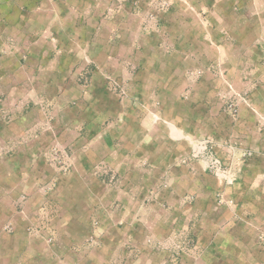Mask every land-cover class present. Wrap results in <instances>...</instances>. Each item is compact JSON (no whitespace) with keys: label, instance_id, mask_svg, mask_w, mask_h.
<instances>
[{"label":"rangeland","instance_id":"rangeland-1","mask_svg":"<svg viewBox=\"0 0 264 264\" xmlns=\"http://www.w3.org/2000/svg\"><path fill=\"white\" fill-rule=\"evenodd\" d=\"M24 4L29 17L0 70V235L9 264H34L37 252L44 264H67L69 249L93 251L105 233L106 264H264V218L228 223L220 208L231 204L234 174L215 136L219 118L227 125L239 116L251 92L264 106V0ZM36 10L54 33L31 31ZM202 78L221 109L195 118L196 102L177 95L182 80ZM203 138L230 181L193 156ZM254 189L245 196L261 200ZM132 217L140 223L133 246L124 226ZM55 250L65 256L51 257Z\"/></svg>","mask_w":264,"mask_h":264},{"label":"crops","instance_id":"crops-1","mask_svg":"<svg viewBox=\"0 0 264 264\" xmlns=\"http://www.w3.org/2000/svg\"><path fill=\"white\" fill-rule=\"evenodd\" d=\"M2 2L4 6L2 7L3 10L0 13V70L4 73V69H1L3 66L2 64H4L2 61L6 59V57H8V52L12 49V47L15 46L17 35L22 33L21 30L17 29L18 25H26V19L29 16L27 15L24 0H2ZM28 14H30V12ZM34 15L35 21L32 23L34 30H31L33 31V33L39 35L42 34L47 27H51L47 23H44L43 11L36 10ZM15 18H19V24L18 21L16 22L17 19ZM54 27V25L51 27V33H54L56 31V28ZM26 31L27 30H23V32ZM26 42L28 43V41L24 39H21V41H17L21 48L25 47ZM203 80L204 79L202 78L198 81L193 82L192 80L191 82H188V80L184 79L181 81L182 83L179 84L180 90L178 91L179 95L177 96L182 99V95L186 93L185 96H189L188 99L194 101V103L192 102V104H195L196 102L195 110L190 105L189 107L191 108H189L188 112L195 115V118H199V113H203L205 109V112L211 115L220 113L221 109V104L218 97L216 96V93H214V89L209 91H207L206 89L203 91L201 90ZM255 94L256 92L254 91L249 94L250 105L248 107H241L239 116L234 117V119L231 118V121H228L227 125H222L219 118L218 125L220 127H218L217 129L219 130V133L215 134L216 138L218 139L217 141L226 151L228 158L227 161L232 163V172L234 174L233 180L231 181V184L227 186L228 192H233L228 196L231 204L221 206L220 208L222 210H225V212L227 213V220L229 221L228 223L233 224H235L234 221L239 219H251L255 217L264 218V106L257 103V97H255ZM204 95H211L212 102H210L209 100L203 102V98L208 97ZM199 101H202L203 103ZM204 103V109L202 107H198L200 105H204ZM258 113L259 115H255ZM229 118L230 117H228V119ZM142 124H145V122H143ZM151 128L153 127H146L150 134H154L155 130H151ZM221 134H224V137H222ZM141 141L144 142L143 140ZM250 188H255V191H253V193L255 194L263 193L262 199L258 201L257 199L246 197L245 195L249 193ZM253 201L258 202L257 206H254L255 204L252 205ZM38 208L39 205L35 207L29 206L30 210H36ZM92 209L96 210V207L93 206ZM254 213L256 214L253 215ZM118 219L119 218H117L116 220ZM128 220L132 221H127L124 226H126L128 232L130 233L129 238L132 240L131 244L133 246L135 245V238L137 237V230L140 223L137 222L138 219H134V217ZM6 234L0 235V264H9V259L6 256V252L8 253V251L6 250L5 252V247L2 244V240H4V238L6 237ZM99 243V246L96 245L95 249L90 252H87L88 247H85L84 250H77L75 246L73 250L69 249L67 251V264H79L77 262V260H79V256H81L80 258L86 259L84 264H95V262L88 259V257L94 258L96 255H99V258H104V264H106L109 258L108 247H111V245H109L107 242L106 233L100 237ZM25 252V249H21L19 250V252H17V254L21 255V253ZM35 254L36 255L34 261H32L31 259V262L34 264H44V253L37 252ZM62 255L65 256V253L63 251L55 250L52 253L51 257H60ZM17 264L24 263L19 261Z\"/></svg>","mask_w":264,"mask_h":264},{"label":"built area","instance_id":"built-area-1","mask_svg":"<svg viewBox=\"0 0 264 264\" xmlns=\"http://www.w3.org/2000/svg\"><path fill=\"white\" fill-rule=\"evenodd\" d=\"M209 139H201L197 140L195 143V147L193 149V156L198 157H206L208 160L209 170L216 174L222 176L224 179L230 181L231 177V169L223 162L217 154L212 151V147L210 146ZM203 155V156H200Z\"/></svg>","mask_w":264,"mask_h":264}]
</instances>
